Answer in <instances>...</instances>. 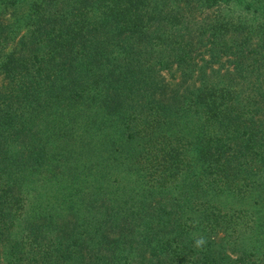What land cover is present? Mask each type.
I'll use <instances>...</instances> for the list:
<instances>
[{
    "label": "trees",
    "instance_id": "trees-1",
    "mask_svg": "<svg viewBox=\"0 0 264 264\" xmlns=\"http://www.w3.org/2000/svg\"><path fill=\"white\" fill-rule=\"evenodd\" d=\"M0 264H264V0H0Z\"/></svg>",
    "mask_w": 264,
    "mask_h": 264
},
{
    "label": "rangeland",
    "instance_id": "rangeland-1",
    "mask_svg": "<svg viewBox=\"0 0 264 264\" xmlns=\"http://www.w3.org/2000/svg\"><path fill=\"white\" fill-rule=\"evenodd\" d=\"M220 8L223 10V11H226L230 14H232L234 17H237L240 13L241 15H244L246 12H244V10L242 11V8L235 4V3H231L229 5H222L220 6ZM220 9V10H221ZM209 13V11H207ZM249 16V15H248ZM226 59L223 58L220 62V64L223 63L224 67L228 66L227 63H225ZM220 64H214L212 67L213 68H219ZM162 76L165 78L166 82L168 84H175L177 81H178V76H179V73L177 72V70L175 68H173L172 70L170 71H163L162 73Z\"/></svg>",
    "mask_w": 264,
    "mask_h": 264
},
{
    "label": "clouds",
    "instance_id": "clouds-1",
    "mask_svg": "<svg viewBox=\"0 0 264 264\" xmlns=\"http://www.w3.org/2000/svg\"><path fill=\"white\" fill-rule=\"evenodd\" d=\"M203 243H204V240H203V239L198 240V241L196 242L197 247L201 246Z\"/></svg>",
    "mask_w": 264,
    "mask_h": 264
}]
</instances>
